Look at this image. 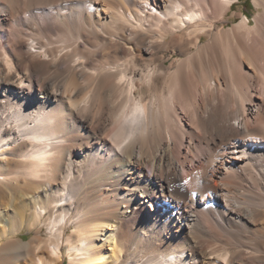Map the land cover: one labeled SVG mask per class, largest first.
<instances>
[{"label": "bare ground", "instance_id": "6f19581e", "mask_svg": "<svg viewBox=\"0 0 264 264\" xmlns=\"http://www.w3.org/2000/svg\"><path fill=\"white\" fill-rule=\"evenodd\" d=\"M239 2L0 0V264H264V0Z\"/></svg>", "mask_w": 264, "mask_h": 264}, {"label": "rangeland", "instance_id": "374dc122", "mask_svg": "<svg viewBox=\"0 0 264 264\" xmlns=\"http://www.w3.org/2000/svg\"><path fill=\"white\" fill-rule=\"evenodd\" d=\"M248 0H241V2L239 3H235V10L239 11L240 9H242L243 11H246L247 9L250 12V15L252 16L253 14H255L258 11V8H256V5L254 4V0H250V4H248L249 2H247ZM230 21L228 22H224L225 26H228V24L232 23L233 20H235L236 18L234 16H232V14H230ZM230 15H228L227 17H229ZM148 171V170H147ZM49 230L44 228L43 233L46 236L48 234ZM34 232H28L25 231L24 232V236H22L24 239H30L33 236ZM68 261V260H67Z\"/></svg>", "mask_w": 264, "mask_h": 264}, {"label": "trees", "instance_id": "16d2710c", "mask_svg": "<svg viewBox=\"0 0 264 264\" xmlns=\"http://www.w3.org/2000/svg\"><path fill=\"white\" fill-rule=\"evenodd\" d=\"M247 2H249L248 4H250L251 2H250V0H248Z\"/></svg>", "mask_w": 264, "mask_h": 264}]
</instances>
